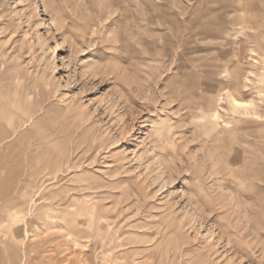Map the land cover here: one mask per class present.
I'll use <instances>...</instances> for the list:
<instances>
[{
    "label": "rangeland",
    "instance_id": "1",
    "mask_svg": "<svg viewBox=\"0 0 264 264\" xmlns=\"http://www.w3.org/2000/svg\"><path fill=\"white\" fill-rule=\"evenodd\" d=\"M26 198L13 264H264V0H0V220Z\"/></svg>",
    "mask_w": 264,
    "mask_h": 264
},
{
    "label": "bare ground",
    "instance_id": "2",
    "mask_svg": "<svg viewBox=\"0 0 264 264\" xmlns=\"http://www.w3.org/2000/svg\"><path fill=\"white\" fill-rule=\"evenodd\" d=\"M235 102H236L237 105H240V104H244V105L245 104H249V102H242L239 99H235ZM22 195L23 194L19 193V195L16 198L18 199ZM25 196L26 195L24 194V197ZM14 198H15V196H14ZM17 202H20L19 199H18ZM23 202H24V200H23ZM32 202H34L33 199H31V200L29 199L28 200L26 198V200H25L26 208H23V209L16 208L15 206L12 207V208H10L9 205H7L5 207V209H6L5 212L1 215V220H0L1 223H3V224L5 223L6 224V222L10 221V219L19 220V221H22V220L26 219L25 217H26L27 213L28 212H31V210L27 208V205L30 207V204ZM18 205H20V204H18ZM8 223H10V222H8ZM69 224L70 225L68 227V229H69L68 231L70 233H72V235L75 234L76 235V239L78 240V237L81 236V235H83V233H84V229L82 228V222L81 221H78L76 218H73V219L70 220ZM5 234H6V238L3 240V246L0 247V262H4L5 264H13L12 257L16 258V260H18V261H22L23 258L21 256V252H20V249L18 247V244L19 243H18V240H17L18 239L17 236L14 233L13 234H9L8 232H6ZM20 264H23V263H20Z\"/></svg>",
    "mask_w": 264,
    "mask_h": 264
}]
</instances>
